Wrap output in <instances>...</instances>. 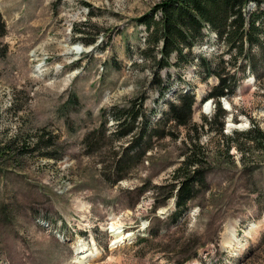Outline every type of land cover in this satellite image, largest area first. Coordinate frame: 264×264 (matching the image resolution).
I'll return each instance as SVG.
<instances>
[{"label": "rangeland", "instance_id": "1", "mask_svg": "<svg viewBox=\"0 0 264 264\" xmlns=\"http://www.w3.org/2000/svg\"><path fill=\"white\" fill-rule=\"evenodd\" d=\"M163 1L0 0V264H264V60L243 71L208 30L193 64L160 70L140 20ZM203 59L237 83L218 118ZM187 93L179 127L170 104ZM136 112L132 133L116 116ZM194 144L200 164L176 174Z\"/></svg>", "mask_w": 264, "mask_h": 264}, {"label": "trees", "instance_id": "2", "mask_svg": "<svg viewBox=\"0 0 264 264\" xmlns=\"http://www.w3.org/2000/svg\"><path fill=\"white\" fill-rule=\"evenodd\" d=\"M252 3L254 8L247 12ZM157 13L161 15L159 20L155 19ZM1 21L0 16V36L5 33L6 29ZM140 22L147 28L148 50L154 51L153 59L160 70L172 65L171 59L174 55L177 56L176 65L181 62L193 64L195 58H191V50L205 41L208 37V30L214 32L216 41L226 48L234 65L243 64L240 65L243 71L249 69L257 76L255 59L260 57L264 60V0H164L156 6L152 14L142 17ZM79 27L80 29L77 27L74 30L75 35L85 33L84 24ZM255 50L256 52L253 53ZM221 62L224 63V61ZM200 66L206 78L216 76L219 79V84L208 95V99L216 101L218 118L220 115H225L218 100L235 93L237 83L232 81L235 76H227L225 72L219 70L218 65L214 66L207 59H203ZM161 93L164 94V89ZM195 103L194 95L188 93L180 95L177 104H170L169 115L172 121L179 127L191 125ZM139 117V112H136L132 116H116V119L121 126H124L128 120L132 125V133H134ZM192 126L195 131L204 127ZM145 131L146 128L142 130L138 144L135 143L138 149L141 148L144 138L148 137ZM153 133L149 135L150 140L154 136ZM12 142L14 141L9 143ZM4 147L0 145V156L4 154ZM194 147L199 146L196 144L192 146L191 155L183 162V168H179L176 174L182 169L195 168L200 164ZM196 182H198L197 175L195 178H187L181 182L177 196L179 208L177 215H182L184 208L193 201ZM146 242V239H141L142 244ZM191 259L184 260L182 264Z\"/></svg>", "mask_w": 264, "mask_h": 264}, {"label": "bare ground", "instance_id": "3", "mask_svg": "<svg viewBox=\"0 0 264 264\" xmlns=\"http://www.w3.org/2000/svg\"><path fill=\"white\" fill-rule=\"evenodd\" d=\"M227 106H229L228 104H227ZM230 107V106H229ZM117 225V223H114L113 224V229L115 230V231H113V232H116V234L117 235H120L119 237H118V240L117 241H115V244H119V243H121V241L123 240V239H125L124 238V236H121V232L120 233H118V230H120L121 228ZM115 234V235H116ZM126 237V236H125ZM228 237H230L229 239H228V245H230V246H232L233 245V242H234V240H235V234H234V232L233 231H230V233H229V235H228ZM87 251V250H86ZM85 251V252H86ZM87 253V252H86ZM86 253H84L83 252V257H82V260H80L78 263H84V262H86V263H88V264H94V263H96V260H97V258L99 257V253L98 252H96V254L95 253H89V254H86Z\"/></svg>", "mask_w": 264, "mask_h": 264}]
</instances>
